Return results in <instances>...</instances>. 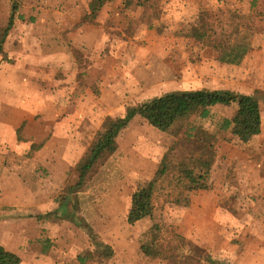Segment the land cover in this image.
<instances>
[{"label":"rangeland","instance_id":"obj_1","mask_svg":"<svg viewBox=\"0 0 264 264\" xmlns=\"http://www.w3.org/2000/svg\"><path fill=\"white\" fill-rule=\"evenodd\" d=\"M64 1L69 0H0V40L13 3L19 7L16 17H23V20L15 18L16 31L5 45L8 53L2 55L0 66V149L3 158L0 159L3 171L0 177V245L18 254L22 264H81L78 257L89 254L93 255L85 264H180L176 258H147L141 251L147 231L155 223H161L176 227V232L220 263L264 264L263 75L257 76L255 81L261 86L255 93L262 103V134L250 144L243 145L230 132L220 131L218 126L224 118L233 119L237 105L214 110L213 121L202 123L218 138L213 189L191 197L183 208L173 205L158 208L152 219L135 221L130 218L133 191L144 181L126 179L130 171L150 172L153 167H150L149 160L153 162L154 158L160 157L157 146L160 142H173L174 135L183 133V124L172 133L163 134L138 118L121 137L120 150L114 159L95 175L84 192L72 197L65 208L58 200L66 187L75 186L78 182L77 164L90 154V145L99 131L97 120L86 121L87 126L77 129V103L70 104L66 112L63 110V117L56 119L65 121L63 125L54 122L56 117L50 118L53 126L48 138L51 144L48 160L53 157L52 153L60 155L64 152L66 157V164H60L59 171L52 164L48 170L39 158L16 153V147H29V140H24L23 132L6 128L10 117L14 112L18 113L14 100H22L25 98L22 95L29 91L23 82L29 76L26 69L32 64L24 61L23 50L27 44L22 39L29 36L32 45L33 39L47 28L44 21L48 16L53 18L57 15ZM183 1L190 5L194 3L195 12L223 10L231 13L240 0ZM152 2L154 8L157 4L156 12L159 13L163 0ZM188 20L173 25V32L177 31L175 34L178 36L165 39L168 50L164 46L160 49L159 42L147 35L143 36L144 41L128 49L130 55L123 62L126 66L122 71L137 84L132 85V89L128 84L125 86L122 105L109 100L112 106L108 110L109 115L100 118V127L108 118L123 117L129 106H138L162 94L210 91L201 83L205 65L216 63L214 70L226 66L218 61L216 54L188 37L189 30L185 28ZM225 21L228 36L235 38L241 21L231 18L230 14ZM162 25L161 29L167 30L168 27ZM251 26L253 33L250 32L249 38L253 42V52L264 51V16L253 21ZM52 29L58 30L53 25ZM257 63L258 67H255L263 70L264 57ZM11 78L14 82L21 79V82L10 84ZM140 84L151 86L141 90ZM217 92L237 94L233 90ZM188 121L201 123L196 116ZM18 167H23L25 171L19 172ZM33 191L37 194L34 199L31 198ZM41 205H49V210ZM88 227L93 229L94 239ZM43 242H49L46 253ZM107 247L114 251V256L104 260L96 252ZM199 256L201 253L197 252L194 258L186 259V264H196Z\"/></svg>","mask_w":264,"mask_h":264},{"label":"crops","instance_id":"obj_2","mask_svg":"<svg viewBox=\"0 0 264 264\" xmlns=\"http://www.w3.org/2000/svg\"><path fill=\"white\" fill-rule=\"evenodd\" d=\"M93 1H64L60 12H57L53 18L48 16L44 21L47 28L42 29V33L36 39L32 38V45L29 36L22 39L26 40L27 44L23 50L24 61L32 64L31 68L29 66L26 69L29 76H26L23 82L27 84L29 91L22 95L25 97L22 100H14V107L18 109V113L14 112L11 119L6 122V128L10 131L23 132L24 140H29V147H16V153L39 158V162L45 164L48 170L51 164L58 171L60 164H66L64 152L60 155L52 153L53 157L48 160L49 145H51L48 138L53 126L50 118L56 117L54 122L63 125L65 121H56V119L58 120L67 111L70 104L77 103V129L85 127L86 121L97 120L96 126L99 130L100 118L109 115L108 110L112 106L109 100L123 104L126 95L125 93L123 96L125 86L128 84L132 89L131 86L137 84L136 80L128 78V75L122 71L126 66L123 62L130 55L128 49L136 46L137 42L144 41L142 38L147 35L159 42L160 49L164 46L168 50L165 39L168 36H178L175 34L177 31L173 32V25L179 21H187L190 14L196 11L194 3L190 5L183 0H163L161 13L156 12L157 4L154 8L152 0H106L94 18L91 10ZM155 13L160 16H156ZM149 15L151 17L147 20ZM133 22H139V25L137 24L138 26L132 30L130 25ZM52 25L58 30H53ZM161 25L167 26V30L161 29ZM15 31L16 28L11 31L7 42L14 37ZM149 43L150 41L148 48ZM263 53L264 51H250L240 66L225 65L224 68L214 70L213 67L215 69L217 67L216 63L205 65L201 83L210 91L233 90L238 94L257 96L255 92L261 86H258L259 82L255 84L256 77L264 76V69L256 67L258 60L263 59ZM229 72L232 75L228 74ZM11 79L10 84L21 82V79L15 82L13 78ZM140 86L142 90L151 85L140 84ZM262 132L263 122L261 134ZM160 143L157 146L160 157L154 158L153 162L149 160V165L153 169L148 173L130 171L127 181L146 182L154 178L164 154L171 146L170 140ZM0 159L3 160L2 149H0ZM54 163L57 164L53 165ZM1 169L2 165L0 177L3 172ZM18 171L23 173L25 170L23 167H18ZM36 196V192L33 191L31 198L34 199ZM41 207H48L49 210V205H41Z\"/></svg>","mask_w":264,"mask_h":264},{"label":"trees","instance_id":"obj_3","mask_svg":"<svg viewBox=\"0 0 264 264\" xmlns=\"http://www.w3.org/2000/svg\"><path fill=\"white\" fill-rule=\"evenodd\" d=\"M106 0H94L91 3L93 17L105 4ZM18 4L13 3L11 16L0 40L1 57L6 54L7 39L15 28L16 19L23 20L18 13ZM228 14V15H227ZM241 21L240 31L235 38H230L226 30V16ZM264 16V0H240L233 12L217 10L215 12H194L190 14L185 25L192 38L207 51L218 56V61L225 65L240 66L246 56L253 50L249 34L252 22ZM151 15L147 17V20ZM146 20V21H147ZM139 22L131 23L135 29ZM138 24V25H137ZM253 33V31H252ZM251 33V34H252ZM7 55V54H6ZM237 105V112L232 120L224 118L218 125L222 132L230 134L243 145L250 144L261 134L262 107L257 96L242 95L233 92L213 91H179L162 94L138 106H129L123 117L106 119L100 127L86 160L77 164L78 182L75 186L65 188L58 200L63 208L71 203V198L78 196L88 188L89 182L118 153L119 139L136 119L144 120L150 127L161 133H172L179 125L185 127L183 133L174 135L175 140L164 154L160 167L154 178L139 183L132 194L130 218L143 221L153 218L156 210L172 204L184 207L190 198L199 192L213 189V174L217 161V136L202 123H211L213 111L221 107ZM196 116L201 123L188 121ZM133 188V187H132ZM78 201V200H77ZM89 229V227H88ZM176 227L155 223L145 234L141 251L147 258L162 260L179 259L186 264V259L201 253L196 264H224L215 261L206 252L201 251L193 242L181 236ZM91 238L95 236L89 229ZM94 239V238H93ZM44 252L49 249V242H43ZM100 258L109 260L114 251L109 247L96 252ZM93 254L79 256L81 264L90 260ZM194 261V259H193ZM0 264H22L21 257L0 245ZM177 264V263H176Z\"/></svg>","mask_w":264,"mask_h":264}]
</instances>
